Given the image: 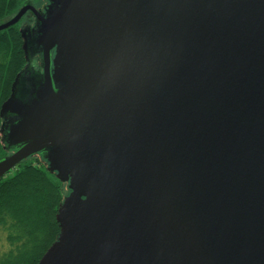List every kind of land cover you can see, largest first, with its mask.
Instances as JSON below:
<instances>
[{"label": "water", "instance_id": "95a60500", "mask_svg": "<svg viewBox=\"0 0 264 264\" xmlns=\"http://www.w3.org/2000/svg\"><path fill=\"white\" fill-rule=\"evenodd\" d=\"M46 1L0 24L34 17L0 181L69 190L38 264H264V0Z\"/></svg>", "mask_w": 264, "mask_h": 264}, {"label": "trees", "instance_id": "16d2710c", "mask_svg": "<svg viewBox=\"0 0 264 264\" xmlns=\"http://www.w3.org/2000/svg\"><path fill=\"white\" fill-rule=\"evenodd\" d=\"M27 0H0V20ZM20 23L0 32V112L17 76L27 65ZM3 119L0 115V130ZM10 151L0 133V160ZM67 184L33 157L0 181V264H38L60 234L57 213Z\"/></svg>", "mask_w": 264, "mask_h": 264}, {"label": "rangeland", "instance_id": "374dc122", "mask_svg": "<svg viewBox=\"0 0 264 264\" xmlns=\"http://www.w3.org/2000/svg\"><path fill=\"white\" fill-rule=\"evenodd\" d=\"M28 1L32 2V4H33L37 9H39V10H43V8H44V7L46 6V4H47V1H46V0H27L26 3H27ZM26 3H25V4H26ZM25 4H24V5H25ZM24 5H23V6H24ZM23 6H21L20 9H21ZM20 9H19V10H20ZM15 14H16V13H13L12 15H10V16H8V17L2 19V20H0V24L6 22V21H8V20H10L12 17L15 16ZM31 18H34V17H33V15H32L31 13H29V14H28V15H27V16H26V17L20 22V29H25V28H27V24H28V22H29V20H30ZM34 64H35L37 67H41V66H42V60H41V58H40V57H39V58H36ZM8 125H9V123L4 122V121H3L2 124H1V130H0V133H1L2 140H3V138L7 135V128H8Z\"/></svg>", "mask_w": 264, "mask_h": 264}, {"label": "flooded vegetation", "instance_id": "af4514ba", "mask_svg": "<svg viewBox=\"0 0 264 264\" xmlns=\"http://www.w3.org/2000/svg\"><path fill=\"white\" fill-rule=\"evenodd\" d=\"M46 5H48V4H46ZM44 9V8H43ZM33 20H34V18H31L30 20H29V22H28V24H27V27H31V26H33ZM40 57V55L38 54V55H35L34 57H33V60H32V67L35 69V70H40L41 69V67H37L34 63H35V59L36 58H39Z\"/></svg>", "mask_w": 264, "mask_h": 264}]
</instances>
